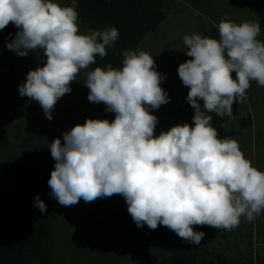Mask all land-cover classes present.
I'll return each mask as SVG.
<instances>
[{
  "label": "clouds",
  "instance_id": "9594fccd",
  "mask_svg": "<svg viewBox=\"0 0 264 264\" xmlns=\"http://www.w3.org/2000/svg\"><path fill=\"white\" fill-rule=\"evenodd\" d=\"M9 24L17 29L6 43L9 51L20 57L43 53L42 65L27 72L19 94L38 102L48 120L82 71L89 102L103 103L115 114L111 121L87 118L63 133V143L60 138L50 143L55 164L47 183L60 205L119 194L137 227L163 225L197 246L206 233L196 226L232 231L264 214V170L253 166L238 141L219 138L210 115L234 118L233 104L247 99L252 82L264 87L258 20L237 23L222 16L218 39L184 35L190 59L177 72L189 89L186 99L194 115L191 124L178 123L159 135L151 110L170 97L154 56L142 48L125 49L121 67L91 68L114 46L118 28L82 32L77 0L70 6L55 0H0V30ZM34 207L47 211L39 195Z\"/></svg>",
  "mask_w": 264,
  "mask_h": 264
},
{
  "label": "rangeland",
  "instance_id": "374dc122",
  "mask_svg": "<svg viewBox=\"0 0 264 264\" xmlns=\"http://www.w3.org/2000/svg\"><path fill=\"white\" fill-rule=\"evenodd\" d=\"M65 6L62 0H55ZM163 21L154 32L147 33L137 49L154 56L157 70L166 76L162 87L170 102L158 110H151L158 117L155 135L167 131L178 123L188 109L189 89L182 84L177 72L180 63L190 59L185 54V34L199 33L207 36L216 29L220 18L226 17L237 23L258 18L238 5L237 0H166L162 9ZM81 31L87 32L80 23ZM17 32L12 24L0 30V136L6 144H0V242L9 217L11 192V164L15 154L30 143V138L40 134L49 144L55 138L63 143V133L87 118H115L106 111L103 103L88 100L89 89L83 83L82 71L73 82L72 91L56 104L53 119L48 120L38 104L28 97H21L19 86L25 82L27 72L42 65V52H30L20 57L9 51L10 43ZM258 39L264 41L261 30ZM235 77V73L232 74ZM79 86V92L75 87ZM234 118L226 116L227 130L236 131L230 137L238 141L245 157L253 166L264 170V87L252 82L243 103L233 104ZM240 120H250V125L241 128ZM42 128V130L39 129ZM53 224L55 231L53 264H156L167 248L182 241L173 231L161 225L150 230L147 225L137 227L127 211V204L119 194L98 197L92 202L81 199L72 206H62L54 198ZM195 230L206 233L201 248L213 258L222 253L230 262L264 264V222L261 216L253 222L242 221L232 231L216 230L210 226H196Z\"/></svg>",
  "mask_w": 264,
  "mask_h": 264
},
{
  "label": "trees",
  "instance_id": "16d2710c",
  "mask_svg": "<svg viewBox=\"0 0 264 264\" xmlns=\"http://www.w3.org/2000/svg\"><path fill=\"white\" fill-rule=\"evenodd\" d=\"M65 6L71 0H62ZM166 0H77L80 23L86 30H102L108 26L119 29V38L114 46L107 49V56L97 57L91 68L111 63L122 66L125 49H137L147 33L154 32L163 21L162 9ZM238 5L254 14L264 31V0H237ZM207 36L219 38L216 29ZM79 92V86L75 87ZM203 102L201 101V104ZM194 109L178 119V123H192ZM212 115V125L219 138L236 136L233 129L224 126L226 116ZM177 123V124H178ZM250 125V120H240L241 128ZM42 130L41 127H39ZM0 144H6V137L0 136ZM50 144L40 134L32 136L30 143L15 154L11 161V192L9 217L0 242V264H53L55 231L53 224V198L48 186L55 161L50 153ZM39 197L47 205L46 213L34 207V197ZM264 222V214L261 215ZM156 264H253L248 258L245 263L230 262L222 253L209 257L200 245L178 241L171 244ZM259 264V263H258ZM262 264V263H261Z\"/></svg>",
  "mask_w": 264,
  "mask_h": 264
}]
</instances>
